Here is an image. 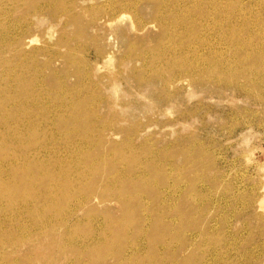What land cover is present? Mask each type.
<instances>
[{
    "label": "rangeland",
    "instance_id": "1",
    "mask_svg": "<svg viewBox=\"0 0 264 264\" xmlns=\"http://www.w3.org/2000/svg\"><path fill=\"white\" fill-rule=\"evenodd\" d=\"M13 1L0 0V25L13 31L5 37L19 39L5 68L31 53L34 59L26 64L40 68L48 94L41 96V115L27 119L21 131L26 139L34 133V147L20 149L30 162L20 155L0 164V179L36 196L43 187L36 180L27 190L23 164L36 160L44 166L41 177L54 174L57 184L59 168L51 163L61 159L73 180L49 202L60 204L64 225L73 227L70 236L100 235L123 212L135 210L144 226L159 218L175 231L171 244L182 241L185 247L177 261L264 264V79L249 81L236 71L238 64L264 69V0H216L217 9L208 5L212 0H170V8L158 0ZM197 4L209 11L197 12ZM226 8L245 21L227 22L220 16ZM7 10L12 13L5 19ZM168 18L190 22L203 34L199 44L187 37L182 45L167 41L170 54L182 50V63L153 59L160 21ZM164 27L166 37L181 28L174 22ZM31 38L36 40L29 43ZM210 56L220 60L225 74L236 76L234 82L216 74L205 59ZM53 95L65 100L54 103ZM69 100L88 101L82 122L94 130L80 141L76 129L58 119ZM64 147H76L81 155L70 157ZM76 159L86 173L79 180ZM22 200L13 208L0 197V264L121 263L89 243L59 248L51 238L65 233L64 226L41 229L34 217L43 199L34 200L32 210ZM150 238L159 241L162 235Z\"/></svg>",
    "mask_w": 264,
    "mask_h": 264
},
{
    "label": "bare ground",
    "instance_id": "2",
    "mask_svg": "<svg viewBox=\"0 0 264 264\" xmlns=\"http://www.w3.org/2000/svg\"><path fill=\"white\" fill-rule=\"evenodd\" d=\"M12 1L13 0H11V3H12ZM167 1H170V0H158L156 3L160 4V6L164 5V7L170 8V5H169L170 3H166ZM171 1H174V0H171ZM219 2L225 3V1H220V0H219ZM227 4H229L230 8L233 7V5L230 4V2H227ZM208 5L214 6L215 7L214 9H217L216 0L210 1V3H208ZM195 8H196V11L201 13V14L203 12H206V10L209 11V9H207L206 6L204 8L203 6H201L199 4H197ZM11 13H12V11L7 10L6 13H3V17L5 19H7ZM218 13H223V12L218 11ZM220 16H224V17L229 18L230 20H227V22H231L232 24H236V20H238V19H241L244 21L246 19V17H243L241 15L235 16V13H231L228 8H226V11L224 12V14L220 15ZM214 17H217V16H214ZM164 22H167V23L174 22L177 25H179L181 28H180V30L175 32L172 35V37H166ZM239 22H237V23H239ZM188 23H190V22L182 21L179 18H168L166 20L161 19L160 25L163 24V25H161L163 27V32L159 33V38H157L158 51L155 55H153L154 60H159L160 62H163V61H165V59H168V60H172L175 63H182L183 62L182 50H178L177 53L174 52V53L170 54L168 46L166 45L167 41L171 42L172 44L175 43L176 45H182V43L180 42L181 39L183 37H187L188 39L191 40L192 43L194 42L195 44H199V43L203 42V40H204L203 34L200 32H197L196 28L191 24L188 25ZM15 25H16V23H15ZM7 28L8 27H6L5 25H0V67H1L0 70H2L0 72L1 73V75H0V164H4V165L8 161L9 162L11 161L13 163V160H15V158L19 159V156L22 153L20 151V149L21 150H23V149L27 150V149L34 147V145L36 143L35 139L32 138V135H34V133L30 132V134L27 136V139H26V137L24 138V136L22 135L21 131H22L23 127L25 126L26 122H28L27 119H31L32 117H34V114L41 115V105H39L41 103V96L44 95L43 97L45 98V96L47 97V94H48V89L46 88L43 80H41L40 68L38 69L36 67H32V65H31V70H30L28 65L26 64V63H29V61H27L26 59H30L31 61L34 59L33 55L31 53L26 54V53L21 52L23 55L20 57L16 55L17 56L16 62L11 66V68L10 69L5 68V67H7L6 62H8L11 58H13V56L16 54L15 52H12V49L14 48L15 45H17L16 43L19 42V39H16V38L14 39V37H13V40H10V41L6 39L8 36L5 37L6 36L5 34L10 33L9 38H8V39H10V37H11L10 35L13 33V31L10 32L9 28L8 29ZM15 28H13V29H15ZM217 29L219 31L224 30L223 28L222 29L217 28ZM231 31H235V30L231 29ZM184 33H186L187 36H180L181 34H184ZM194 37H196L198 39H195L196 40L195 41ZM34 40H36V39L31 38L28 40V42L33 43ZM192 40H194V41H192ZM185 46H188V45H185ZM7 52H9L11 54L10 57L6 56ZM254 52L256 54H259V53H257V51H254ZM166 53H167V57L162 58L161 55L166 54ZM205 59L211 60V64H210L211 66L210 67H212L216 71V74L218 76L226 77V78L230 79L231 81L227 80V81H229L228 83H232L235 81L234 78H236V76L234 74H225V72L222 69L223 67H221V64L218 65L216 63L220 60H215L211 56L208 58H205ZM10 71H13V72L8 73ZM236 71L237 72L242 71L245 74V76L247 77V80H249V81H253L254 79H257V78L264 79V69H261L258 66L243 68L240 64H238ZM180 79H182V78H180ZM41 81H42V83H41ZM52 98L54 99L52 101L54 103L59 102V101L63 102L65 100V97L61 98L59 95H53ZM87 103H88V101H86V100H84V101L69 100L65 104L66 106H68V109L66 111L62 110L61 114L58 117V119H60L62 121V125H61L62 127H66V128L73 127L76 129V131L73 129V132L75 131V133H78L77 135H80L79 141L82 139H85L84 136L89 135L94 130V127L91 124L89 126H85V125H83V122H82L85 120V118H83V112H85L87 109H89ZM81 104H82V106L85 104V109H81V107H80ZM34 111H35V113H34ZM27 115H29V116H27ZM66 115H69V118H67ZM11 117L13 118L12 120H11ZM80 118H82V119L79 121ZM29 123H32V120H30ZM78 129H80L82 132H78ZM69 131H70V129H68V132ZM63 136H65V135H63ZM63 136L61 135V138H63ZM65 139H67V137H65ZM54 144H55V142H54ZM52 146H55V145H52ZM42 147H43V145H42ZM73 147H74V145H73ZM55 149H57V148H55ZM64 150L69 153L70 157L75 156L76 154H78L79 156L81 155L78 153L79 151L77 150L76 147L72 148V149H70V148L65 149V147H64ZM81 151H83V150H81ZM49 152H51V150ZM66 155H67V153H66ZM21 158H22L21 160H23V161L29 160L28 162H30V159H31L29 157H27V158L23 157V155H21ZM64 159H66V158H64ZM33 161L35 164H31V163H29V164L24 163L25 165L23 164L22 167H23V169H25L27 171V174L26 175L20 174V176H22L21 178H23V179H29V181L25 180V187H27V190L33 189V186H34L33 184L35 183L36 180L40 181V183L43 187V190L38 191V194L36 196H34L33 193L35 191H26L23 193L20 190H18L14 185H11L10 182H12V181H9V183L7 184V182H4L2 179H0V197L4 198L8 202V206H11L13 208L19 207V206H15L14 203H17V201H19L21 198V199H23L22 202L25 203L26 205L31 204V206L29 205L30 210H32L31 208H32V204H33L34 200H36L38 197H39V199L42 198L43 199L42 201H44V203H43V206L41 207V209H39L37 211L38 214H36V216L34 217L35 218L34 219L35 224L41 225L40 226L41 229L45 228L46 226L52 228L53 225H58V226L63 225L65 228V233H63L60 236L51 238V240L56 242V244L58 246H59V244L75 245L77 243H81L83 245H87L89 243V245H88L89 247L90 246H98L102 250H105L104 251L105 253L107 252L108 258L114 257V258H116V260L120 261L122 264H188V262H190V261H187L188 259H186L184 257H183L184 259H182V260L181 259L179 261L176 260V259H178V258H175L176 255H177V257L179 256L178 255L179 253H180V255H182L183 253L181 254V252H183V250H185V247H184L182 241H180V243L177 246L173 247L170 239H171V235L175 234V233H173L175 231H172L171 230L172 228H170L169 226H165V225L161 226L160 221H157V220H160L159 218L157 220L156 219L153 220L151 225L144 226L142 224V222L146 223L147 221H145V218L142 219L141 217H139L135 210L131 211V212H129V211L123 212V214H121L113 224H111V225L108 224V226H104L103 231L101 232L100 235H98V234L96 235L95 232L92 231L94 233L91 234V237L88 236L90 234L87 235V237H90V238L83 237L84 238L83 239L82 237H80L81 240H79L78 238H74V237L70 236L71 235L70 230L73 227L71 225H68V224H67V227L64 225V223H63V221H64L63 215L64 214L61 215V213H59L57 211V210L61 209L60 204L57 205V203L54 202L55 200H58V196L55 197V195H57V193H55V192L59 191L62 188V185L63 186L66 185V187L68 186L67 191L69 190V184L73 180L72 175L69 177L70 170H68L64 167V161L61 159L59 160L60 161L59 163H51V167H54V165H56L59 168V174H57L56 177H57V182L59 181L57 184H59V185L61 184V186H60V188H58V185L56 184V179L55 180L53 179L54 181L52 182V178H51L52 176H55V175L52 174L50 176L48 174L46 176L41 177V170L44 168V166L43 165L39 166L38 163H36V160H34V159H33ZM76 162L77 163L74 164V167H75V169L78 170V172L75 173L74 177L77 180H79V179L84 178V175L86 176V173H85V171L80 172L79 169H81V167L79 168L78 159H76ZM73 163H74V161H73ZM123 168H124V166H123ZM32 171L33 172L35 171L36 173L32 174ZM11 172L13 173L14 177L17 175L15 169H12ZM21 172H23V171H21ZM6 174L10 178H12L10 173L7 172ZM120 175H121V173H120ZM142 178H144V177L142 176ZM134 179H135V177H134ZM47 181H49L50 183H46ZM16 182H17V180H16ZM127 184H129V183H127ZM66 187L62 188L64 190V193H61L62 195L65 194ZM67 191H66V193H67ZM117 193L119 194L120 191L118 190ZM59 196H60V194H59ZM119 196L120 195H118V197ZM119 198L122 200L121 197H119ZM16 199H19V200H16ZM49 199L50 200L55 199V200L51 204V202H49ZM141 199H142V197H141ZM29 201H31V203ZM145 202L147 203V201H145ZM22 205H24V204H22ZM147 206H149V205H147ZM142 210H144V209H142ZM159 213H161V212H159ZM134 216L135 217L138 216V217L135 218ZM40 217H41V220H39ZM169 222H170V220H169ZM173 229L175 230V228H173ZM150 233L152 235V238H153V235H156V237H160L162 235V238L159 241L157 240V238H155L156 240H154V238L151 239ZM164 234H165V236L163 237ZM178 234H179V232H178ZM149 235H150V237H149ZM109 237H110V239H109ZM144 237H146V238H144ZM148 238L150 239L149 242H148ZM59 248H61V247L59 246ZM116 260H115V262H116Z\"/></svg>",
    "mask_w": 264,
    "mask_h": 264
}]
</instances>
